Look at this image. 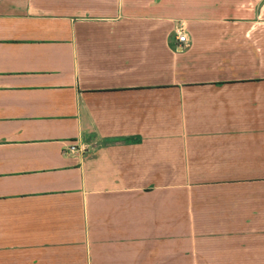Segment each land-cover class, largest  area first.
Instances as JSON below:
<instances>
[{
  "label": "crops",
  "instance_id": "obj_1",
  "mask_svg": "<svg viewBox=\"0 0 264 264\" xmlns=\"http://www.w3.org/2000/svg\"><path fill=\"white\" fill-rule=\"evenodd\" d=\"M0 264H264V0H0Z\"/></svg>",
  "mask_w": 264,
  "mask_h": 264
},
{
  "label": "built area",
  "instance_id": "obj_2",
  "mask_svg": "<svg viewBox=\"0 0 264 264\" xmlns=\"http://www.w3.org/2000/svg\"><path fill=\"white\" fill-rule=\"evenodd\" d=\"M176 32H177L178 40H179L181 43H186V44H188V38H187V35H186L185 32H184V28H183V26L178 27V28L176 29ZM70 150H71V151H77V150H78V147H77L76 145H72V146H70Z\"/></svg>",
  "mask_w": 264,
  "mask_h": 264
}]
</instances>
